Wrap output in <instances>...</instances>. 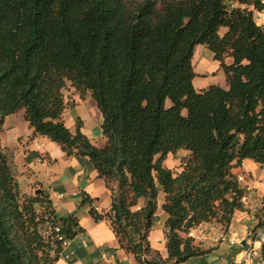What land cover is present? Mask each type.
<instances>
[{"label":"trees","instance_id":"16d2710c","mask_svg":"<svg viewBox=\"0 0 264 264\" xmlns=\"http://www.w3.org/2000/svg\"><path fill=\"white\" fill-rule=\"evenodd\" d=\"M263 8L264 0H0V131L23 110L33 133L86 160L110 190L108 209L89 214L107 220L137 262L201 256L209 248L190 230L216 222L226 231L245 209L237 168L245 158L264 165V28L254 19ZM197 44L219 61L226 87L195 89ZM67 81L94 99L104 145L79 117L74 131L66 126ZM180 149L188 155L179 167L165 165ZM161 192L166 256L148 238ZM93 200L81 192V203ZM253 216L252 237L264 226V197ZM83 231L76 214H56L46 191L20 192L0 142V264H55L63 241Z\"/></svg>","mask_w":264,"mask_h":264},{"label":"crops","instance_id":"0c3cea01","mask_svg":"<svg viewBox=\"0 0 264 264\" xmlns=\"http://www.w3.org/2000/svg\"><path fill=\"white\" fill-rule=\"evenodd\" d=\"M254 19L264 28V8L254 11ZM230 61V57H225L226 63ZM192 63L195 89L200 90L212 83L226 87L225 73L211 51L206 52L205 45H195ZM70 87L64 96L66 107L62 114L66 126L74 131L76 117H79L81 131L97 146L104 145L105 137L100 126L102 116L90 98V93L81 95ZM0 142L10 159L20 192L30 194L36 189L46 191L58 216L74 213L84 228L82 233L62 244L55 264H141L133 254L119 247L107 220L95 221L89 214L91 206L97 211L108 209L110 190L86 160L81 162L75 156L67 155L55 141L45 135L33 133L24 118L23 110L4 118ZM237 173L244 177L241 182L247 188L243 202L245 209L234 212L226 231L216 222H203L192 228L189 234L194 241L208 247L209 251L201 256L190 257L181 264H232L244 257V249L249 248L251 243L249 233L255 223L253 213L264 197V168L245 158L237 168ZM81 192L94 198L93 202L81 203ZM162 199L161 192L153 225L154 227L158 223L159 217H163L160 223L161 236L153 235L152 227L148 238L152 247L166 256L163 227L166 215L161 209ZM65 254L68 258L63 256Z\"/></svg>","mask_w":264,"mask_h":264},{"label":"built area","instance_id":"2783aa9c","mask_svg":"<svg viewBox=\"0 0 264 264\" xmlns=\"http://www.w3.org/2000/svg\"><path fill=\"white\" fill-rule=\"evenodd\" d=\"M237 178L238 180L243 179L242 175H238ZM244 199L245 197L243 198V202ZM57 230L58 227H54V231ZM49 231L50 229L46 228L42 231V233L46 235L49 233ZM63 243H65V241H63ZM262 250H264V226L259 228L253 237L251 236L250 247L244 249V257L233 262L232 264H264V253H262ZM63 256L68 258L67 254Z\"/></svg>","mask_w":264,"mask_h":264},{"label":"rangeland","instance_id":"374dc122","mask_svg":"<svg viewBox=\"0 0 264 264\" xmlns=\"http://www.w3.org/2000/svg\"><path fill=\"white\" fill-rule=\"evenodd\" d=\"M206 52H210V50L206 47ZM216 77H214V79H215ZM214 81H217V80H214ZM71 85H70V83L67 81L66 82V85H65V87H64V89H63V93H64V96L67 94V91H69L70 89H71V87H70ZM90 98H92V96L90 95ZM92 100L94 101V99L92 98ZM95 102V101H94ZM11 116H13V115H11ZM11 116L10 117H8V118H11ZM12 118H14V117H12ZM6 125V124H5ZM188 155V152L186 151V150H183V149H180V150H178L175 154H169L167 157H166V159H165V161H164V163H165V165H167V166H169V167H172V168H177V167H179V164H180V161L182 160V158H184L185 156H187ZM263 168H264V165H261ZM179 169V168H178ZM259 172V171H258ZM261 172V171H260ZM244 178V177H243ZM164 213V212H163ZM160 219H159V221H158V223L157 224H155V226L153 227V229H152V232H153V235L154 234H156V236L157 237H159V236H161V233H162V229L160 228L161 227V222H162V220H163V217H159Z\"/></svg>","mask_w":264,"mask_h":264},{"label":"water","instance_id":"95a60500","mask_svg":"<svg viewBox=\"0 0 264 264\" xmlns=\"http://www.w3.org/2000/svg\"><path fill=\"white\" fill-rule=\"evenodd\" d=\"M41 190L40 189H36L35 191H34V193H38V192H40Z\"/></svg>","mask_w":264,"mask_h":264}]
</instances>
